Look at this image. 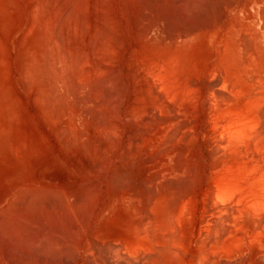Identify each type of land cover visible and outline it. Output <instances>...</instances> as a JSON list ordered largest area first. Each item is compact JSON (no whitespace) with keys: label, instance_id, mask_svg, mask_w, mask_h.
Wrapping results in <instances>:
<instances>
[{"label":"bare ground","instance_id":"6f19581e","mask_svg":"<svg viewBox=\"0 0 264 264\" xmlns=\"http://www.w3.org/2000/svg\"><path fill=\"white\" fill-rule=\"evenodd\" d=\"M14 1L0 0V264H52L47 262L51 253L75 256L77 262L84 250L90 251L89 260L107 264L91 253L89 236L97 239L98 222L115 221V214L110 211L104 217V210L119 202L118 197L124 199L123 207L128 205V214L116 241L106 247L114 264H129L139 251L140 264H171L178 258L183 264L180 248L191 252L189 264L263 263L264 8L259 10L260 21L246 8L245 22L235 16L226 24L222 16V30L231 24V39L224 46L233 53L228 58L221 48L222 59L213 64L196 47L199 33L192 32L190 24L207 0H110L109 27L124 30L128 5L136 3L164 7L174 20L167 39L143 36V77L149 95L131 115L133 126L126 138L128 146L141 138L149 181L136 194L121 189L116 195L109 180L113 163L121 158L120 128L111 132L113 139L107 143L101 138L112 131L106 121L122 112L128 76L117 75L111 66L98 75L88 70L100 59L95 40L105 33L107 22L100 29L93 24L98 17L87 18L84 6L89 0H28L31 24L10 58L3 33L14 16L9 8ZM94 2L98 10L99 0ZM10 74L28 87L42 126L61 145L60 156L70 150L74 162L73 156L79 158L83 145L89 144L87 161L81 156L80 162L89 167L87 163L98 161L99 174L88 167L80 172L75 161L77 167L71 165L68 176L61 171L68 177L65 185L58 176L48 180L50 184L37 181L48 179L39 173L30 175L34 182L27 177L36 148L29 146L30 153L20 154L10 142L9 131L18 118L17 100L7 84ZM140 121L146 129L139 130ZM119 137L123 139V127ZM49 142L43 143L46 154L54 149L57 153ZM60 169L57 166L55 174ZM151 181L155 187L148 190Z\"/></svg>","mask_w":264,"mask_h":264},{"label":"rangeland","instance_id":"374dc122","mask_svg":"<svg viewBox=\"0 0 264 264\" xmlns=\"http://www.w3.org/2000/svg\"><path fill=\"white\" fill-rule=\"evenodd\" d=\"M94 1L95 0H89L88 4L86 6H84L85 9H87V10H84V14L87 16L88 19L90 17H91V19H94L93 17H95V16L98 17L94 20L93 24L95 25L97 23V26H99L100 29L102 27L101 24H103L104 22H107V29L108 28L109 29L108 30L106 29L104 34H102V32H101L100 35L98 36L99 38L97 37V39L95 40V46L99 47L98 49H96V51H97V53L100 54V59L98 60V63H91V65L88 69L89 73L92 75H96V74L98 75V74L105 72L111 66V70L116 71L117 75L119 74L121 77L124 75H127L128 76V82H129L125 101L122 105V112L119 116H114L113 119L106 121V125H108L110 127L109 129L112 131L108 132L106 135H103L101 138L102 144H103V138L107 139V141H106V143H107L108 141H110V138L113 139L112 138L113 133L111 136V132H113V130L118 126L120 128L118 134L120 135L121 127H123V139L124 140L121 139L119 137V135L117 136V139L119 140V142L121 141V145H122L121 158H117V160L115 159L116 162L113 163L114 167L112 168L113 171L111 174V178L109 180V184H110L111 189L116 193V195L118 192H121V189L126 190V191L132 190L133 193L136 194L137 193L136 191L142 190L143 187H141V186H142L143 182L146 183V185H147V182L149 181V180L145 179L147 176H145V174H144V173H146V169L144 167V164L146 163V156L144 154L145 150H144V152L141 151L142 140H141V138H139V136L134 139V144L132 142L131 146H128V139L126 140V138H128V131L133 126V118L131 117V115H133L136 111L140 110V108L142 107V104H143V100L146 98L148 100V95H149V93H147V89H146L148 85L144 82V77H143V62L146 59L145 58L146 57L145 52L143 50H141V49H143L142 48L143 36L144 35L146 36V33H148V35L149 34L150 35L155 34L156 36H158V39L160 41H162L163 39L164 40L167 39V37L171 36V34L173 32L174 20H173V17L170 15L169 10L168 9L166 10V8H164V7H162L163 9L156 8L153 6H151L150 8H148V7L145 8V5H144V7L142 8L141 3H136L133 6L128 5V19H127L126 28L124 30H122V29L120 30L119 28L116 29L115 26L112 27L110 25V27H109L110 17L108 19H106V15L109 14L107 12H110V3H111L110 0H99L98 10H96V6L94 4L95 3ZM217 1L218 0H216V2ZM230 1H232V2L230 3ZM246 1L249 2L250 0H238L236 2H235V0H219L217 3L215 2V0H210V1L207 0V4H206L204 11L201 12V11H199V9H196L197 11L195 12V15L192 17L191 22H190V24L193 25V27H192L193 31L192 32H195L197 34L199 33L197 39H195V44H196V47L200 48L201 52L203 53L204 58L208 59L210 61V63L215 64L220 59H222L220 56V51H219L221 48H222L221 50H223V53L225 55H227L228 58H230L232 56L233 50L227 46H224V45H226L227 41H229L231 39V36H230L231 34L228 33L229 31H227V29L228 28L230 29V25H231L230 23L234 20L235 16L237 17V19L245 22L244 18L246 17V14L248 13V11L247 10L245 11V9H243V8H246L251 13H253V15L256 16L259 21L262 18L263 12L261 14V13H259V10L263 11L261 9L264 8V0H261V1H258V0L252 1L251 0L250 1L251 3H247ZM28 2H29L28 0H15L14 2L11 3V5L9 7L11 9L12 13L14 14V16L11 19V21L9 22L8 30L6 31V33L4 32L3 35H5V37H6L5 43L8 47L7 55L10 58L16 54V52L18 50L17 45H19L20 41L22 40V36L24 34V31L31 24ZM180 3H181V1H180ZM245 4H247V5L245 6ZM195 5L198 7L197 3H195ZM160 6H162V5H159L158 7H160ZM251 6H253V8H251ZM162 11L164 12L163 16H162ZM200 12H201V14H200ZM220 13H221V15H220ZM216 15H218V16H216ZM110 16H111V13H110ZM222 16H224L223 20H222ZM216 17H219V18L217 19ZM216 20L218 21L217 23L215 22ZM227 20L230 21V23L228 25L229 27H227V29L224 28L223 29L224 31H223L222 26L224 27L225 24L222 23L223 25L221 24V26H220V23L225 22L226 24H228ZM219 21H221V22H219ZM215 30H218V31L221 30V31L217 32ZM200 31H202L203 33ZM221 34L224 36H222ZM217 38H218V40H217ZM221 39H224V40H221ZM86 41H87V31H86V28L84 27L81 42L84 43ZM97 43H98V45H97ZM103 44H104V46L107 44L105 46V48H104V46H102ZM140 45H141V47H140ZM93 47L94 46L92 45L90 50L91 51L93 50V53H94L95 48L93 49ZM138 48H139V50H138ZM142 52H143V54H141ZM244 53L242 55H244ZM141 56H143L144 58ZM12 59L14 60V58H12ZM97 64H98V66H97ZM12 71L14 73L17 72V69H15L14 65H13ZM92 72H94V73H92ZM10 78H12V74H10ZM7 84L10 85L9 89H10L11 97L15 101L17 100V102L15 104V105H17V112L15 113V115H16V117L18 116V118L15 120V122L13 123V125L11 126L10 131H9L10 137H11L10 142H11L12 146L15 147V149H16L15 152H19L20 154H21V152L30 153L31 148H29V146L33 147L34 149L36 148V153H34L32 151L34 154V155H32L33 159L31 160V162H29V164H30L29 167L31 166V168H29V167L26 168V170H28L27 171L28 172L27 177L29 176L28 178L34 182V180H37V179L31 178L30 175L31 176L33 175L35 177L39 173L48 179L39 178L37 181L41 180V181H45L46 183L50 184V182L48 180L53 181L54 177L58 176V179L59 178L61 179V182L60 181L59 182L63 183L65 185V183H67V181H66L68 178L67 176H68L70 170H72L71 169L72 167H75L76 165H78V168L81 167L80 172L87 170L88 166L85 167L84 165H82L80 160L82 159L81 161L82 162L84 161V163H85V160L87 161L86 158H87L88 154L85 155V153L90 152L89 149H91V146L89 144H88V146L83 145L81 150L85 149V152H83L84 154H82V152H81V156H82V157L80 156L81 159H80V157L74 158V156H73L72 160H74V162L71 161V156L73 155V153H71L70 150H68V153H64L65 155L63 154L62 156H60V152H59L58 148L61 147V145H60L58 139L56 137H54L55 135L53 133L47 132V131H50L49 128H47L46 125H44L45 127L42 126L43 123H42L41 117L39 116L40 113H38L40 111H39V109H37L36 104H34L36 102L31 98L28 87L26 85L25 86L22 85L21 81L16 76H13V78L11 80L9 79ZM14 97H16V98H14ZM15 115H14V117H15ZM125 115H126V117H125ZM129 124H130V126H129ZM138 127H139V130L146 129L145 123L143 124V127H142L141 121L139 122ZM47 133H48V135H46ZM52 135H54V136H52ZM125 135H126V137H125ZM47 139L50 141L49 143L53 142L55 144V146L57 147V153L55 152V149H54V151H50L51 153L48 152L46 154L47 150L43 149V147L47 146V144L44 145L45 144L44 142H48ZM117 139H116V141H117ZM26 141H27V144H26ZM40 142L42 144L44 143L42 145V147L40 146V144H41ZM193 143H192V145H193ZM19 149H20V151H19ZM99 149H100V147H99ZM118 154H117V156H118ZM83 155L86 156V157L84 156V159H83ZM76 158H77V160H75ZM75 161L76 162L79 161V163H81V164L80 165H79V163L76 164ZM73 164H74V166H73ZM87 164H89L88 170L89 169L93 170V173L95 172V174L98 173L97 172V170L99 169L98 168V161H96V160H95V162L90 161V163H87ZM71 165H72V167H71ZM57 166H59V169L61 168L59 171L61 174L60 173L58 174V172H57L58 170H57L56 171L57 175H56L55 174V168H57ZM63 167H64V169H63ZM76 167H75V169H76ZM33 168H34L35 172H32L30 174V172L32 171ZM63 170L67 174H65L64 172H61ZM63 174H65L67 176H65ZM142 180H144V181H142ZM150 183L151 184L148 186L149 187L148 190L149 189L151 190L152 188L154 189V187H155V186H153V185H155L154 181L153 182L151 181ZM119 188H120V190H119ZM148 194H149V192L147 193V195ZM145 196H146V194L143 197H145ZM114 198H116V197H114ZM107 199H108V197H107ZM118 199H119V202L117 201L115 204L112 203L111 206L109 205L110 207L108 206L104 210V217L105 216L107 217V215L110 214V211H112L115 214V216L117 217V218H115V221L112 224H110L109 222L107 223V220L105 222H102V223L98 222L96 232L98 230H100V231H99V235L97 236V239H92L93 237H91V235L89 236V238L91 239V244H92L91 253H93V255L96 254L95 256H97L101 260H105V262H106V260L109 261V262H107V264H109V263L114 264L115 261L112 260V258H110V254L106 250V247L109 245V243H112V241H116L115 238L117 237V232L119 230V226H120V224H122L125 221L126 216L128 214V205H125L123 207L124 199H123V202L121 201L120 197H118ZM101 200H102V198H101ZM108 200H112V199L109 198ZM107 201H106V204L104 206L102 203V205H101L102 208L106 207V205L108 204ZM102 211L103 210H101V212ZM179 250H183L182 252L184 255L182 254L181 251H179L182 254V255L181 254L180 255L184 258L183 264H189L188 263L189 261H187L186 259L189 260L191 252L186 251L182 248H180ZM89 252L90 251L85 252V250H84L81 254V257L79 258V260L77 262L75 260V256L71 257L72 256L71 255L70 257L69 256L66 257L67 255L65 256L64 254L61 256L60 255L55 256L56 254L54 255L51 253L53 255V257L51 258V256H52L51 254L48 255L47 256V262L51 261L49 263H52V264L53 263L54 264H56V263L57 264H80V263L102 264V261H100V260L98 261L96 259L95 261H93V260H89L88 258H86L87 256H90ZM184 252H186V253H184ZM188 253H189V255H188ZM139 254H141L140 251H139ZM139 254L138 255L136 254L135 256L131 255V259H132V257L135 258L136 256H139V258H140L141 256ZM128 256L130 259V255H128ZM187 256H188V258H187ZM38 257L41 260L44 258V261H45L44 256L42 257V255H38ZM40 257H42V258H40ZM48 257L50 260L48 259ZM53 258H54V260L55 259H57V260L54 261ZM86 259H87V261H86ZM133 259H132V261H130L128 263L129 264H140L141 263V260H139L137 257L135 259V261L137 260L136 263H134L135 261H133ZM178 259H174V262L171 264H182ZM263 263H261V264H263ZM123 264H124V262H123Z\"/></svg>","mask_w":264,"mask_h":264}]
</instances>
